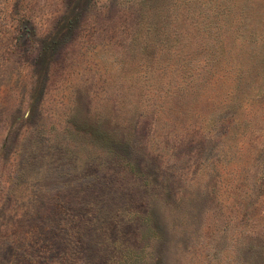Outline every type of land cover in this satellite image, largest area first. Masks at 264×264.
Wrapping results in <instances>:
<instances>
[{
    "label": "rangeland",
    "instance_id": "1",
    "mask_svg": "<svg viewBox=\"0 0 264 264\" xmlns=\"http://www.w3.org/2000/svg\"><path fill=\"white\" fill-rule=\"evenodd\" d=\"M0 264H264V0H0Z\"/></svg>",
    "mask_w": 264,
    "mask_h": 264
}]
</instances>
